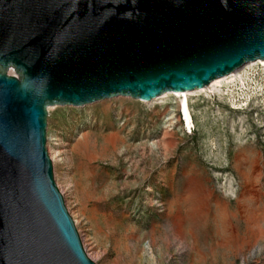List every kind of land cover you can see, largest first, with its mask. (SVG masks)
<instances>
[{"label":"rangeland","instance_id":"1","mask_svg":"<svg viewBox=\"0 0 264 264\" xmlns=\"http://www.w3.org/2000/svg\"><path fill=\"white\" fill-rule=\"evenodd\" d=\"M215 86L188 96L190 129L171 92L46 106L53 178L94 264H264V64Z\"/></svg>","mask_w":264,"mask_h":264},{"label":"water","instance_id":"2","mask_svg":"<svg viewBox=\"0 0 264 264\" xmlns=\"http://www.w3.org/2000/svg\"><path fill=\"white\" fill-rule=\"evenodd\" d=\"M256 60L264 0H0V264H94L53 178L46 106L150 101Z\"/></svg>","mask_w":264,"mask_h":264},{"label":"bare ground","instance_id":"3","mask_svg":"<svg viewBox=\"0 0 264 264\" xmlns=\"http://www.w3.org/2000/svg\"><path fill=\"white\" fill-rule=\"evenodd\" d=\"M253 62H255V63H262V64H264V60H256V61H253ZM250 63H252V62H247V63H245L242 67H240L239 69H237V70H235V71H233L232 73H230V74H228V75H226V76H223V77H221V78H218V79H216V80H213V81H211L207 86H205V87H202V88H200V89H195V90H188V91H177V92H173V91H170L171 92V94L176 98V101H177V108H178V112H179V114H180V118H181V121H182V124H183V126H185L186 128H188V129H190V127L192 126V117H191V113H190V109H189V104H188V96L189 95H191V94H194V93H198V92H204V91H206V90H211V91H215V90H218L217 89V87L215 86V84H217V83H220L221 81H223V80H226V79H228V78H230V77H234V76H236V74L239 72V71H241L242 69H244V67H246L247 65H249ZM204 88H206V89H204ZM202 89H204V90H202ZM164 93H166V92H164ZM163 93V94H164ZM162 95V94H161ZM160 95V96H161ZM159 97V96H158ZM157 98V97H156ZM153 99H151L150 101H143V100H140V101H142V102H144V103H149V102H151ZM154 100H156L155 98H154ZM238 108V107H237ZM237 108H233L232 107V109H234V110H237ZM174 114V111H170V112H168V115L169 116H171V117H169L168 118V121H169V123H171L170 121H172L174 118H173V115ZM49 156V155H48ZM56 156H54L53 154H50V159L53 161V162H55V160H56ZM50 160V161H51ZM52 163V162H51ZM184 232V230H182V232L181 233H183ZM150 246H148V248H149Z\"/></svg>","mask_w":264,"mask_h":264}]
</instances>
